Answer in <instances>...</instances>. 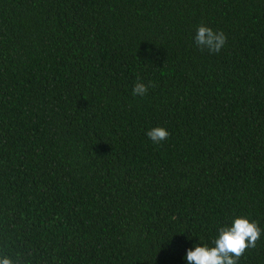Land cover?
<instances>
[{
	"label": "trees",
	"instance_id": "obj_1",
	"mask_svg": "<svg viewBox=\"0 0 264 264\" xmlns=\"http://www.w3.org/2000/svg\"><path fill=\"white\" fill-rule=\"evenodd\" d=\"M235 216L264 264V0H0V256L187 264Z\"/></svg>",
	"mask_w": 264,
	"mask_h": 264
},
{
	"label": "clouds",
	"instance_id": "obj_2",
	"mask_svg": "<svg viewBox=\"0 0 264 264\" xmlns=\"http://www.w3.org/2000/svg\"><path fill=\"white\" fill-rule=\"evenodd\" d=\"M194 40L201 49L218 53L226 44L227 37L223 31H215L206 25H199ZM149 85L137 81L132 89L134 96H144ZM146 135L154 144L166 140L170 133L161 126L149 129ZM258 222L246 216H235L231 225L221 226L213 240L212 246L196 244L186 252L187 264H238L244 253L255 248L261 237ZM0 264H15L11 257L0 256Z\"/></svg>",
	"mask_w": 264,
	"mask_h": 264
}]
</instances>
